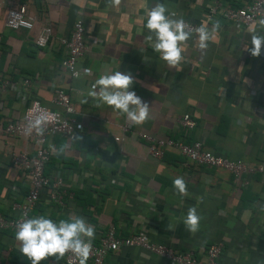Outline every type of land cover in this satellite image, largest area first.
Listing matches in <instances>:
<instances>
[{"label":"crops","instance_id":"obj_1","mask_svg":"<svg viewBox=\"0 0 264 264\" xmlns=\"http://www.w3.org/2000/svg\"><path fill=\"white\" fill-rule=\"evenodd\" d=\"M163 3L174 18L220 29L202 54L192 36L185 48L181 71L169 69L145 37L146 13ZM219 3L226 9L245 7L246 0H0V125L20 120L35 99L51 110L54 90H62L73 108L78 130L71 139L47 137L49 157L44 176L60 179L61 203L48 199V188L29 216L46 215L58 221L71 214L95 227L96 245L107 228L125 237L143 234L154 244L204 258L205 249L219 243L218 264H264V177L254 171L234 179L232 174L197 166L174 152L161 159L147 153L139 134L154 139H172L184 144L199 142L203 149L221 158L261 167L264 172V49L252 57L250 37L264 35L259 20L249 26L236 25L208 10ZM25 5L34 19L32 30H10L3 26L7 9ZM81 21L85 53L77 68L90 69L72 79L63 69L65 48L72 24ZM49 26L51 37L45 48H36L33 35ZM130 73L133 88L150 106L149 119L134 125L126 116L107 106L97 108L87 97L92 84L105 71ZM8 79H27L26 94L1 89ZM87 99V103H81ZM188 114L194 126L184 133L179 122ZM130 124L127 133L122 125ZM78 138V139H77ZM114 138H118L117 141ZM66 146L63 155L56 150ZM35 146L15 136L0 138V217L12 219L13 206L22 203L28 188L24 171L9 163V155H32ZM183 177L189 196L181 198L173 180ZM202 200V202H201ZM191 207L201 216L200 229L189 233L183 219ZM173 224V230L167 226ZM54 257L42 261L49 264ZM60 261V260H59ZM0 264H30L20 254L10 231L0 232ZM87 264H91L87 261ZM102 264H169L165 259L130 247L109 251Z\"/></svg>","mask_w":264,"mask_h":264},{"label":"built area","instance_id":"obj_2","mask_svg":"<svg viewBox=\"0 0 264 264\" xmlns=\"http://www.w3.org/2000/svg\"><path fill=\"white\" fill-rule=\"evenodd\" d=\"M247 5L239 9H226L219 3L208 10L207 18L213 15H220L226 21L232 22L236 25L249 26L254 22L264 19V0H246ZM193 28L199 27L195 24L185 21ZM34 19L27 13L25 5H19L6 10L3 20V26L10 30H32ZM52 30L49 26L40 27L33 35L32 41L36 48H45L51 37ZM193 36H196L193 34ZM84 28L81 21L77 20L72 24V28L68 37L62 38L59 42L65 48V56L62 61L63 69L68 76L76 79L74 73L79 72L80 76L86 74L83 70L77 68L79 59L86 51L84 45ZM30 82L27 79H22L19 82H12L4 79L1 82V89L6 88L12 91L20 90L22 95L26 94ZM50 103L58 110H51L33 99L23 110L19 121L7 122L0 125V138L3 136H15L22 139H27L35 146L34 153L29 155L27 153H17L9 155V163L25 172L28 178V188L22 203L13 206L17 215L12 219H4L0 217V231H10L15 234L16 221L27 217L35 204L38 201L39 193L48 188V199L50 201L60 204L61 195L59 187L61 185L60 179L49 181L44 176V166L48 160L49 153L45 148V141L47 137L53 135H61L66 138H73L78 130L77 123L71 115L73 108L69 104L67 95L62 90H54ZM40 109H45L50 113L57 115V122L47 125L46 131L42 137H38L33 133L25 137L23 134V125L26 123L30 115L36 114ZM179 126L184 133L193 129V122L188 114L181 117ZM122 133H127L130 129V124L127 122L121 127ZM138 138L145 144L147 153L154 159H161L166 152H174L187 161L197 165L205 166L214 169H221L230 174L236 180L241 176L254 171L264 177V172L259 166H249L241 161H231L226 158H221L213 153L203 149L199 142H192L184 144L178 140L172 139H154L150 136L139 134ZM115 141L118 138H114ZM135 247L142 249L150 254L157 255L165 259L169 264H218L217 260L221 252V245L219 243L208 246L204 251V258L202 260L196 259L190 252H178L173 249L154 244L149 241L148 237L143 234H132L125 237H118L115 235L112 226H109L99 243L92 244V253L89 257L91 264H102L103 258L109 251H117L120 248ZM49 264H77L74 258L68 254L60 261H50Z\"/></svg>","mask_w":264,"mask_h":264},{"label":"clouds","instance_id":"obj_3","mask_svg":"<svg viewBox=\"0 0 264 264\" xmlns=\"http://www.w3.org/2000/svg\"><path fill=\"white\" fill-rule=\"evenodd\" d=\"M113 6H119L121 0H111ZM259 25L264 28V19L259 20ZM145 28L148 35L145 40L149 42L155 53L164 61L169 69L180 72L181 64L185 60V48L187 42L196 35L197 49L203 54L220 29L219 22H213L211 28L206 23L193 28L183 18H174L169 14L163 3L156 2L146 13ZM250 47H246L252 57H259L264 49V35L255 31L250 37ZM90 69H84L85 73ZM80 78V73H74ZM134 78L130 73L120 71L107 72L99 76L87 93L92 98L97 108L107 106L126 116L127 121L134 125H142L149 119L150 106L144 102L134 91ZM81 103H87L83 99ZM57 122V115L40 109L36 114L30 115L23 125V134L28 137L35 133L42 137L47 125ZM78 139V138H77ZM66 146L56 150V155H63ZM173 188L181 198L189 196L187 183L183 177L173 180ZM202 202V200H201ZM201 216L197 213L196 207L188 209L183 219L186 230L195 234L200 229ZM174 225L169 224L168 230H173ZM15 240L19 243V251L30 264H41L49 258L57 261L70 254L77 264H87L92 253V242L95 239V227L89 224L83 217L71 214L58 221L46 215H38L31 218H21L16 221Z\"/></svg>","mask_w":264,"mask_h":264},{"label":"trees","instance_id":"obj_4","mask_svg":"<svg viewBox=\"0 0 264 264\" xmlns=\"http://www.w3.org/2000/svg\"><path fill=\"white\" fill-rule=\"evenodd\" d=\"M44 174H46V173L44 172ZM0 232H3V231H0Z\"/></svg>","mask_w":264,"mask_h":264}]
</instances>
